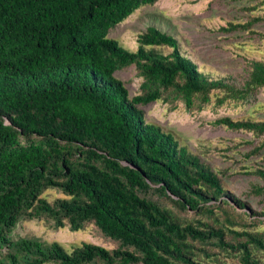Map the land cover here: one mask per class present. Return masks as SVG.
<instances>
[{"label": "trees", "instance_id": "obj_1", "mask_svg": "<svg viewBox=\"0 0 264 264\" xmlns=\"http://www.w3.org/2000/svg\"><path fill=\"white\" fill-rule=\"evenodd\" d=\"M155 1L0 0V247L8 249L0 264H201L188 240L211 241L238 251L242 264H258L250 245L264 251L261 237L233 231L244 237L234 244L223 228L184 223L159 203L164 197L211 214L207 203L224 190L216 173L171 133L146 122L138 106L179 100L188 110L201 109L215 89L225 92L218 104L246 99L264 89V61H252L248 79L236 87L201 72L176 38L155 26L138 35L134 51L108 37ZM129 65L142 78L132 97L114 76ZM215 123L264 134V121L221 117ZM256 173L264 180V170ZM48 188L67 197L50 203L41 197ZM41 216L71 231L92 222L119 246L109 251L83 243L68 253L57 242L9 238L18 220Z\"/></svg>", "mask_w": 264, "mask_h": 264}, {"label": "rangeland", "instance_id": "obj_2", "mask_svg": "<svg viewBox=\"0 0 264 264\" xmlns=\"http://www.w3.org/2000/svg\"><path fill=\"white\" fill-rule=\"evenodd\" d=\"M229 23L249 25L244 29L223 30ZM148 26L174 36L181 53L209 78L223 79L236 87H242L248 79L252 61H264V0H156L139 7L111 28L108 37L134 51L138 47V35ZM154 49L164 54L170 52L164 46ZM114 76L124 83L130 97L140 93L142 78L134 65L115 71ZM224 93L222 89L212 90L210 101L201 109L188 110L179 100H156L138 106L146 122L171 133L180 145L216 173L224 190L219 200L207 203L211 214L182 209L164 197L157 200L184 223L223 228L225 240L231 243L244 241V237L235 236L233 231H246L264 240V180L256 173L264 170V134L215 123L221 117L264 121V89L257 88L243 100L226 98L221 104L216 103ZM256 188L263 190L258 192ZM227 194L244 206L228 200ZM41 197L52 203L67 196L57 188H48ZM9 238L36 239L44 245L57 242L68 253L83 243L100 245L109 251L119 246L118 241L105 236L92 222L71 231L68 225L56 228L46 216L21 218ZM188 244L189 253L201 264H242L238 251L217 247L211 241L188 240ZM7 252L5 246L0 247V259ZM250 252L258 264H264L263 250L250 245ZM43 264L58 263L51 260Z\"/></svg>", "mask_w": 264, "mask_h": 264}]
</instances>
